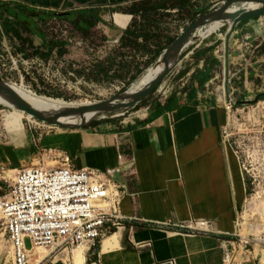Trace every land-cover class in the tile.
<instances>
[{"label": "crops", "instance_id": "obj_1", "mask_svg": "<svg viewBox=\"0 0 264 264\" xmlns=\"http://www.w3.org/2000/svg\"><path fill=\"white\" fill-rule=\"evenodd\" d=\"M142 1L146 0H0V17L2 6H24L46 17L89 12L100 19L93 30L114 42L134 20L143 22L139 15L129 12ZM224 1L192 0V11L208 13ZM178 11H166L169 16H163L178 24L172 30L182 31L188 21ZM263 20L264 17L242 23L230 39L229 88L233 102L238 91L233 87V66L245 69L239 63L243 55L237 54L234 45L250 35L246 30L253 23ZM164 25L168 26L164 29L167 36L179 37V32L172 35L169 23ZM256 34L262 36L258 31ZM219 40L216 37L205 40L198 48L188 47L180 65L169 75L177 73L174 78L182 85L178 89L167 86L165 98L159 91L127 127L112 132L47 129V133L43 130L37 140L22 148L0 142V188L6 186L5 180L12 182L20 171L37 168L35 162L40 165L41 158L48 159L49 151L66 153L76 169L104 174L123 195L124 228L105 236L96 247L94 257L100 264H227V251L235 239L236 222L246 203L248 186L226 136L230 115L207 91L217 81L221 69ZM39 41L41 45L36 49L45 53L46 43L41 37ZM253 71L261 76L262 71ZM182 72L185 74L180 76ZM238 79L244 80V76ZM245 81L248 89L250 85L255 87V74ZM261 95V89L256 87L244 99H259ZM191 220L211 221L219 234L182 235L155 226ZM141 243L150 246L139 249ZM72 252L60 253L44 264H72ZM243 264L264 263L255 258Z\"/></svg>", "mask_w": 264, "mask_h": 264}, {"label": "rangeland", "instance_id": "obj_2", "mask_svg": "<svg viewBox=\"0 0 264 264\" xmlns=\"http://www.w3.org/2000/svg\"><path fill=\"white\" fill-rule=\"evenodd\" d=\"M35 14L37 15V13ZM168 19L166 22L171 27L172 35H174L173 33L177 34V32L181 34L182 31L172 30L178 24L174 23L172 18ZM29 21L34 22L47 39L56 38L60 41L67 39L68 41L64 59L56 56L53 58L46 57L44 54H42L43 56H35L34 50L41 45L39 44V37L22 27H18L19 34L26 41L24 45L19 41L16 34L7 33L3 25L0 28V79L12 86H17L19 89H27L38 96L69 103L89 102L95 104L108 101L130 90L143 88V84L138 81V78L148 68L154 66L158 60L146 66L147 56L138 51L127 49L122 51L118 57L114 55L117 57L118 69L121 70L120 74H117L120 77H114L115 74L110 73V76L113 75V79L100 77V80L97 81L92 75V71L96 70L94 67L97 61L113 54V50L119 44L108 42L97 30H92L89 36H83L66 20L48 19L47 22H44L31 19ZM187 26L184 25V29ZM215 26L214 24L202 32V36H207L205 40L217 37L221 42L218 46L221 69L217 81L207 91L211 92L215 102L218 103L221 99L222 103H225L226 101L223 99L226 97L224 56L228 26L222 27L220 30V26L217 28ZM248 29L246 33L250 35H245L234 45L235 51L238 52L236 53L243 55L239 63L244 64L245 69L240 65L233 66L232 69V74L236 79V83L233 82V87L238 88V91L233 97L235 106L230 116L228 135L231 148L240 162L248 186V197L239 216L238 234L249 235L244 230V222L249 223L251 227L261 229L260 234L251 235L253 237L252 249L256 251V258L264 263V20L253 23ZM256 30L262 36H256L259 35L256 34ZM137 68H140L142 72L137 73ZM253 68L259 72L262 71L261 76L257 77L259 74L257 71H253ZM237 73L238 75H235ZM252 74H255V87L250 85L248 89L245 78ZM175 75L168 76L161 83L157 91L150 97L149 103L155 96H158L161 88L172 85L174 89H178L182 85L181 82L177 81V78H174ZM242 75L244 80H239L238 78ZM231 85L229 83L230 87ZM256 87L261 89L262 95L259 99L246 101L244 95L250 94ZM141 109L129 110L120 117L98 119L91 126H95L96 130L103 132H112L127 127L135 121L136 114L141 112ZM9 113L10 110L0 104V142L22 148L26 147L30 141L38 139L44 130L40 129L41 123L34 119H28V117L19 122L11 121L7 117ZM44 132L47 133V129ZM41 160L43 162L41 161L40 165L39 162H35L34 167L47 168L55 165H49L51 162L45 157ZM5 189L6 186L2 185L0 197L3 196ZM26 247L31 248L28 239L26 240ZM0 264H13L11 245L1 222Z\"/></svg>", "mask_w": 264, "mask_h": 264}, {"label": "built area", "instance_id": "obj_3", "mask_svg": "<svg viewBox=\"0 0 264 264\" xmlns=\"http://www.w3.org/2000/svg\"><path fill=\"white\" fill-rule=\"evenodd\" d=\"M204 40L196 47H200ZM64 41L67 45V39ZM113 43L119 44V40ZM167 94L168 88H161L160 96L165 98ZM225 101L223 104L219 100V104L231 116L235 105H228L227 99ZM40 125V129H51ZM226 136L229 138L227 131ZM47 156L55 164L53 167L24 169L12 182L5 180L6 189L0 197V222L9 238L13 264H30L29 251L34 248L47 251L39 263L44 264L53 261L60 253L78 247L86 249L85 264H100L94 257L96 247L105 236L124 228L123 195L104 174L91 169H76L66 153L49 151ZM239 220L235 239L227 251V264H243L256 258V251L252 249L253 237L238 234ZM155 226L182 235L219 234L214 223L208 220L180 224L165 222ZM27 239L30 249L26 247ZM148 246L149 243H141L138 248ZM169 263L175 264V261Z\"/></svg>", "mask_w": 264, "mask_h": 264}, {"label": "water", "instance_id": "obj_4", "mask_svg": "<svg viewBox=\"0 0 264 264\" xmlns=\"http://www.w3.org/2000/svg\"><path fill=\"white\" fill-rule=\"evenodd\" d=\"M246 5L250 7H246ZM242 6V7H240ZM239 7V10L234 8ZM264 17V0H226L223 5L214 11L199 15L195 20L182 31L175 41L169 45L158 57L156 66H162L159 74L148 84L146 88L139 92L130 93L129 91L115 96L114 98L92 104L88 107L66 110L62 114H47L40 112L29 106L19 97V94L10 83L0 79V94L13 104L19 112L27 115L39 123L60 131H85L89 130L91 124L98 119L106 117H120L129 110H134L144 100L152 96L161 83L177 68L182 62L184 53L188 47L196 46L200 41L207 37L202 36L201 32L212 25H219L220 28L228 26L225 37V94L227 104H233L229 88V44L231 37L235 34L236 28L247 21L256 20ZM217 32V31H216ZM212 35V34H211ZM89 115L92 119L80 123L79 125H69L62 122L64 119L74 116Z\"/></svg>", "mask_w": 264, "mask_h": 264}, {"label": "trees", "instance_id": "obj_5", "mask_svg": "<svg viewBox=\"0 0 264 264\" xmlns=\"http://www.w3.org/2000/svg\"><path fill=\"white\" fill-rule=\"evenodd\" d=\"M192 7V0H146L134 5L129 12L134 15H139L143 22H138L137 20L133 21L131 27L128 28L119 39V45L113 50V54L103 60L97 61L94 67L96 70L92 71V75L97 79V81L100 80V77L104 79H113V75L110 76V73L115 74L114 77H120V75H117L121 72V70L118 69L119 64L117 63V57L122 51L127 49L138 51L139 53H143L147 56L145 63L146 66L154 63L158 57L161 56L163 51L178 38L169 37L164 33V29L167 30L168 28L167 25H164L167 24L164 17L169 16V13H166V11L178 9V13L182 15L183 20L188 22L195 20L199 15L206 12L203 10L192 11ZM1 9L3 12L1 14L2 23L0 25H3L6 28L7 33L10 32L16 34L22 44L25 45L26 41L23 40L19 34L18 27H22L24 30L32 33L33 35H38L44 40L47 48L46 52L41 53L39 49H35V56H43L42 54H44L46 57L56 56L57 58H62L67 53L66 42L60 41L56 38L47 39L39 28L35 26V23L29 20L34 19L35 21L41 20L44 22H47L48 19L51 18L66 20L83 36H89L97 23L100 22V19L97 16L89 12L69 13L46 17L44 15H36L33 10L24 6H18L16 8L2 6ZM220 43L221 42H219V44ZM114 55L117 57H114ZM136 70L137 73L142 72L140 68H137ZM184 74L185 72H182L180 76H183ZM150 97L144 100L134 110L146 107ZM88 129L94 130L96 127L90 126Z\"/></svg>", "mask_w": 264, "mask_h": 264}, {"label": "bare ground", "instance_id": "obj_6", "mask_svg": "<svg viewBox=\"0 0 264 264\" xmlns=\"http://www.w3.org/2000/svg\"><path fill=\"white\" fill-rule=\"evenodd\" d=\"M246 7H250V6L246 5ZM235 10H239V9H235ZM215 27L217 28L219 27V25H216ZM161 68L162 66L160 65L159 66L154 65L148 68L138 78V81L142 82L143 88L133 89V90H130L129 92L135 93V92H139L142 89L146 88V85H148L159 74V72L161 71ZM12 87L19 94V97H21L22 100L25 101L29 106H31L32 108L36 110H39L40 112L47 113V114L49 113V114L59 115L65 112L66 110L79 109V108H84V107H88L92 105V103H89V102H82V103L80 102L71 103L70 102L69 103V102H64V101L57 100V99H46V98H42L36 95L35 93L27 89H19L17 88V86H12ZM0 104L4 105L8 110H10V113L7 115V117L11 121L19 122L23 120L24 118L28 117L27 115L19 112V110L13 104H11L5 97H3L1 94H0ZM28 119H31V118L28 117ZM90 119H92V116L81 115V116H74L71 118L64 119L62 122L69 124V125H79L80 123H83ZM243 227H244L246 234H249V235H252L255 233L260 234L261 232V229L259 227H251L249 223L244 222ZM85 253H86L85 247H78V248L73 249L72 257H71L73 264H85ZM46 255H47V251H45L44 249L34 248L29 251V263L39 264L45 258Z\"/></svg>", "mask_w": 264, "mask_h": 264}]
</instances>
